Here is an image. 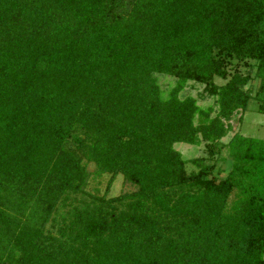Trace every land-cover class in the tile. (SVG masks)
I'll return each instance as SVG.
<instances>
[{"label": "trees", "instance_id": "trees-1", "mask_svg": "<svg viewBox=\"0 0 264 264\" xmlns=\"http://www.w3.org/2000/svg\"><path fill=\"white\" fill-rule=\"evenodd\" d=\"M250 97L264 0H0V264H264V141L234 133L218 180L172 146L213 155ZM102 174L134 189H87Z\"/></svg>", "mask_w": 264, "mask_h": 264}, {"label": "rangeland", "instance_id": "rangeland-1", "mask_svg": "<svg viewBox=\"0 0 264 264\" xmlns=\"http://www.w3.org/2000/svg\"><path fill=\"white\" fill-rule=\"evenodd\" d=\"M233 61L234 62L231 64H238L236 65L237 71H239L240 73L246 72L247 66H245L242 62H237L235 60ZM254 72L255 69H249L250 79L248 80L246 85H244V87H248L251 93L255 90L258 84V78L256 77ZM155 79L156 83L159 86L161 97H166L168 91L176 83V78L163 73L155 74ZM224 81L225 80L223 79L213 77V82L215 84H222ZM184 96L193 97L199 107H213V111L211 112V115H213L215 111L213 97L207 96L203 92L202 84L187 81L184 84L183 88L178 92V97L182 98ZM257 107L258 102L253 97H250L246 102L245 108L243 110H236L231 114L228 120L222 119L224 126H226V132L217 141L218 144L221 145L218 151L214 152V154L211 156L207 154L206 150L209 142H204L199 139L196 144H188L183 142L173 143V148L180 153L181 158L184 160L185 171L196 172L200 166L212 163V176L216 180L224 177L232 166V159L229 155V148L227 144L234 133H237L245 138H251L255 141H264V112L258 111ZM195 120L196 118H194V121ZM195 159H198V161L194 162ZM87 168L88 170H92L93 165L89 164L87 165ZM216 169L219 170V172L215 174ZM107 179V174L89 178L87 189H89L90 187H95L99 194L105 193L106 197L115 196L134 189V186L132 184L123 181L121 174H117L111 181L105 192ZM235 197L236 192L233 189L229 194L228 204H230L231 200L235 199Z\"/></svg>", "mask_w": 264, "mask_h": 264}]
</instances>
